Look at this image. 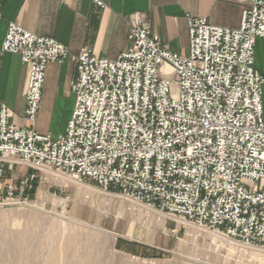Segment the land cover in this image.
Returning <instances> with one entry per match:
<instances>
[{"label": "built area", "instance_id": "1", "mask_svg": "<svg viewBox=\"0 0 264 264\" xmlns=\"http://www.w3.org/2000/svg\"><path fill=\"white\" fill-rule=\"evenodd\" d=\"M240 20L230 29L188 16L178 54L136 12L115 59L78 51L72 115L56 137L16 126L0 100V207L30 206L34 171L52 169L264 252V75L253 64L264 0H247ZM2 41L27 67L24 113L34 121L45 69L68 49L14 22ZM7 162L33 170L8 176Z\"/></svg>", "mask_w": 264, "mask_h": 264}, {"label": "rangeland", "instance_id": "2", "mask_svg": "<svg viewBox=\"0 0 264 264\" xmlns=\"http://www.w3.org/2000/svg\"><path fill=\"white\" fill-rule=\"evenodd\" d=\"M63 116L54 117L53 129ZM32 170L13 163L6 174ZM34 172L32 204L0 207V264H264L263 251L114 188L52 169Z\"/></svg>", "mask_w": 264, "mask_h": 264}, {"label": "crops", "instance_id": "3", "mask_svg": "<svg viewBox=\"0 0 264 264\" xmlns=\"http://www.w3.org/2000/svg\"><path fill=\"white\" fill-rule=\"evenodd\" d=\"M100 9L91 0H0V100L10 109L18 127H31L52 137L63 134L74 105L71 82L77 76L75 56L88 47L98 57L115 59L129 46L127 32L136 12L150 24L159 43L171 52L186 54L188 16H202L220 27L240 25L247 0H103ZM8 22L43 36H51L68 49L62 63L49 62L41 102L34 121L24 113L28 70L20 56L2 52ZM254 68L264 75V38L254 45ZM264 122V85L262 86ZM64 116L59 130L54 117Z\"/></svg>", "mask_w": 264, "mask_h": 264}]
</instances>
